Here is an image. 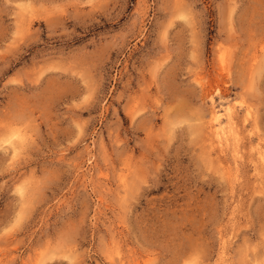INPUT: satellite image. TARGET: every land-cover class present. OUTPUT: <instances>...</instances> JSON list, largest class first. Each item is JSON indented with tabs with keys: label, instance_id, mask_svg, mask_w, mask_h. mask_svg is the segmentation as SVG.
Instances as JSON below:
<instances>
[{
	"label": "rangeland",
	"instance_id": "obj_1",
	"mask_svg": "<svg viewBox=\"0 0 264 264\" xmlns=\"http://www.w3.org/2000/svg\"><path fill=\"white\" fill-rule=\"evenodd\" d=\"M260 153L264 0H0V264H264Z\"/></svg>",
	"mask_w": 264,
	"mask_h": 264
},
{
	"label": "bare ground",
	"instance_id": "obj_2",
	"mask_svg": "<svg viewBox=\"0 0 264 264\" xmlns=\"http://www.w3.org/2000/svg\"><path fill=\"white\" fill-rule=\"evenodd\" d=\"M211 114H210L211 117L210 116L209 117L211 118V120H213V122H215V125L213 126L214 127L213 134L216 136L218 142L220 144H229L230 141H232L233 143H235L237 141V138H236V133H235L233 127H232L233 116L231 115V112L230 111H227V124H228V127L227 128L228 129L226 131L224 130V128L222 126H220L221 125V122L219 121L220 114H217L216 112L215 113H212L211 112ZM222 125H223V123H222ZM16 147H18V146H16ZM260 159H262L261 161L263 162V160H264V154L263 153H260ZM122 264H124V263H122Z\"/></svg>",
	"mask_w": 264,
	"mask_h": 264
}]
</instances>
